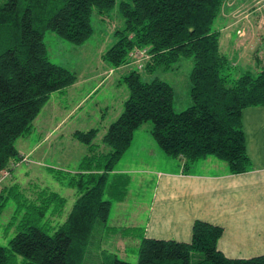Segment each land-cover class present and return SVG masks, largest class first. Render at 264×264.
Masks as SVG:
<instances>
[{"label": "trees", "instance_id": "1", "mask_svg": "<svg viewBox=\"0 0 264 264\" xmlns=\"http://www.w3.org/2000/svg\"><path fill=\"white\" fill-rule=\"evenodd\" d=\"M226 1L128 0L120 4L125 26L116 32L118 41L104 55L105 61L119 69L131 61L135 64L138 50H147L150 59L144 69L151 73L158 68L173 69L181 58H193L192 106L176 113L174 90L168 83L158 78L143 82L141 72L131 71L123 78L129 90L124 110L103 137L109 151L102 153L95 144L96 129L74 134L89 146V154L68 180L79 197L66 221L58 223L53 234L38 227L54 203L60 209L50 213V220L67 203L58 193L40 196L41 206L24 213L21 224L11 223L18 233L8 247L0 246V264H87L93 233L107 224L111 211V202L104 200L108 174L130 148L136 130L147 122L153 123V138L171 157L194 164L212 156L225 162L233 174L251 168L243 112L264 107V52L254 54L260 68L257 73L231 76L234 64L221 51V31L213 30ZM116 3L7 0L0 6V176L4 171L11 174L0 190V218L11 195L22 193L18 185L8 187L7 182L14 169L30 160L18 151L17 140L32 132L54 93L77 82L75 73L49 60L46 32L82 45L93 35L94 12L106 17ZM29 217L32 225L26 221ZM223 232L221 227L197 221L190 243L143 238L137 264H264V255L227 258L218 249ZM195 254L199 257L193 261ZM111 264L131 263L116 257Z\"/></svg>", "mask_w": 264, "mask_h": 264}, {"label": "rangeland", "instance_id": "2", "mask_svg": "<svg viewBox=\"0 0 264 264\" xmlns=\"http://www.w3.org/2000/svg\"><path fill=\"white\" fill-rule=\"evenodd\" d=\"M6 1L0 0V6ZM116 1L115 8L108 16L102 17L94 12L93 35L82 45L72 44L50 31L45 34L49 60L75 73L77 82L65 93H54L33 123L32 132L16 142L18 151L28 155L30 160L29 164H23L13 171L14 177L18 180L19 191L22 193H17L18 196L11 195L0 218V246H9L10 241L18 233V229L12 227L11 223L17 221L21 224L24 213L28 214L34 207L41 206L37 200L40 196L43 198L48 193H58L67 203L64 209L50 220V213L60 209L57 208L58 203H54L53 207L49 208L48 218L40 220L38 227L48 229L49 233L53 234L57 230V224L66 221L79 197L77 191L68 186V180L75 176L84 158L89 154V146L75 139L74 134L77 131L88 132L96 129L99 133L95 144L100 146L101 150L106 148L105 150L109 151L103 144V136L124 110L129 90L123 83V78L131 71L141 72L143 82H151L158 78L168 83L174 90L173 105L176 113H181L192 106L190 78L194 67L193 58H181L173 69L158 68L151 73L145 69L139 70L137 64L132 61L130 66L121 70L113 68L105 61L104 55L118 41L116 32L125 26L120 4L128 0ZM228 26L234 28L225 30ZM213 30L223 32L221 51L230 59V63L234 64L230 71L233 78L247 72H258L260 68H257V62L253 57L258 50L264 52V0H227ZM231 42L237 44L236 49L230 46ZM240 48L242 52L238 51ZM111 70L115 73H111ZM99 81H104L101 88L80 104ZM68 115L70 117L66 118ZM60 123L62 124L58 127L56 135L46 141L44 138L47 134L55 130ZM258 126L261 128V125ZM153 127L150 121L139 130L152 131ZM41 141H44L42 147L36 149ZM256 151L260 153L261 146L257 147ZM153 163V167L157 169L163 166L156 160ZM105 191L104 200L108 198L111 200L109 186H106ZM113 199L117 202L116 197ZM135 199H130V205L121 208L120 214L130 216V211L134 209L136 203ZM20 207L23 209L22 214L18 211ZM138 210L140 211L139 208ZM16 215L17 219L14 218ZM125 215L123 219H126ZM27 220L32 225L30 222L32 218L29 217ZM113 222L115 221L112 217L108 224L100 225L93 233L87 264H111L116 257L131 264L138 263L140 243L137 244L135 236H140V230L133 229L128 224L125 231L121 227L114 231L110 229ZM198 257L199 254H195L193 261Z\"/></svg>", "mask_w": 264, "mask_h": 264}, {"label": "crops", "instance_id": "3", "mask_svg": "<svg viewBox=\"0 0 264 264\" xmlns=\"http://www.w3.org/2000/svg\"><path fill=\"white\" fill-rule=\"evenodd\" d=\"M236 45L231 42L230 46ZM238 51L242 52V48ZM111 73L115 72L111 70ZM103 84L104 81L97 82L80 104ZM61 124L44 139L48 141L56 135ZM258 125L264 128V107L247 108L243 112V126L252 164L242 174L231 173L225 162L212 156L194 164L171 157L157 144L151 130H139L140 127L130 148L108 174L107 186L111 190L108 191L111 200H107L111 202L108 221L112 217L115 221L110 229L116 231L121 227L125 231L130 224L142 233L138 237L135 234L137 244L143 238L190 243L194 224L202 221L223 228L218 249L227 258L251 259L264 255V129ZM259 146L260 153L256 151ZM105 149L101 152L107 153ZM155 160L163 166L154 168ZM17 181L13 173L7 186H15ZM132 198H136V203L130 216L120 214Z\"/></svg>", "mask_w": 264, "mask_h": 264}, {"label": "built area", "instance_id": "4", "mask_svg": "<svg viewBox=\"0 0 264 264\" xmlns=\"http://www.w3.org/2000/svg\"><path fill=\"white\" fill-rule=\"evenodd\" d=\"M150 59V56L147 55V50H138L135 53V65L137 64L139 70L144 69L145 63ZM25 162H28V159L24 158ZM10 173L8 171H4L3 175L0 176V190L6 181L10 178Z\"/></svg>", "mask_w": 264, "mask_h": 264}]
</instances>
